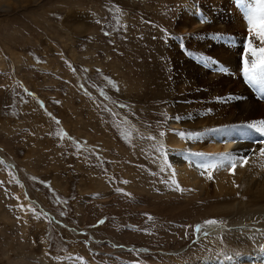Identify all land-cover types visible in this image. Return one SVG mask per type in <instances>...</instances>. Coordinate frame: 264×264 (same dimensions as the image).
Returning a JSON list of instances; mask_svg holds the SVG:
<instances>
[{
	"label": "rangeland",
	"instance_id": "obj_1",
	"mask_svg": "<svg viewBox=\"0 0 264 264\" xmlns=\"http://www.w3.org/2000/svg\"><path fill=\"white\" fill-rule=\"evenodd\" d=\"M213 1L0 0V264H194L219 245L231 252L227 233L196 237L197 224L229 222L216 198L183 194L161 163L169 131L218 130L240 79L259 95L242 69L248 23L239 39L208 13L232 16L231 0ZM249 132L237 134L253 157L264 143Z\"/></svg>",
	"mask_w": 264,
	"mask_h": 264
},
{
	"label": "bare ground",
	"instance_id": "obj_2",
	"mask_svg": "<svg viewBox=\"0 0 264 264\" xmlns=\"http://www.w3.org/2000/svg\"><path fill=\"white\" fill-rule=\"evenodd\" d=\"M212 2L214 1L212 0ZM234 2H237V0H231L223 8L227 12H233L232 16H223L221 14L213 15L214 11L212 10V12L210 9L208 13L212 19H218V22H226L228 31L233 28L236 31L235 33L240 34L239 39H241L240 36L242 37V34H247L245 32V28H247L245 22L247 23L248 15L254 8L259 7V5L257 4V0H243V2L241 0L245 14L238 16L240 9H237L236 4L238 3L234 5ZM213 4L218 8L219 3ZM235 6L236 9L234 8ZM190 8L191 6H189ZM194 16L195 25H197L196 30L198 28L201 29L199 26L202 24V17L197 15V13ZM209 28L214 29V25L212 24ZM231 36L235 37V35ZM253 42L259 46V41L255 37H253ZM237 43L239 45L240 42ZM233 49L237 52L242 50L240 46H235ZM246 51L244 50L243 52L245 53ZM230 64L231 67L238 66V64H234V61ZM238 85L235 90L230 89V95L232 97L238 95L236 96L238 98L233 106L228 107L229 109L226 108L229 116L227 115L225 117L226 119L224 118L225 121L223 120L220 124L218 123L220 125L218 131L204 132V135L198 140L194 136H188L187 134L190 132H184L185 135L182 137L180 133L183 132L169 131L167 140L162 141L168 153L167 160L161 159L162 166L175 184L180 189H184L182 193L201 194L203 191L205 192L204 194L208 193L210 196L216 198V215H222L229 220L227 222L228 224L222 223L220 226H203L201 231L197 232L196 237L199 240L207 236L217 237L221 233H227L228 244L231 246L228 249L231 252L226 250L224 253L223 248L218 243L220 252H217L211 259L197 260L198 262L194 264H264V156L257 153L258 155L251 157L252 152L250 151V147L252 146L248 144L247 146L243 140L244 138L241 139L237 134L239 132L250 131L249 141H251L254 135L251 131H254V129H249L248 125L240 127L239 129L241 131L231 128L234 125H243L247 121L252 123L254 121L264 120V100L262 99L263 102L259 101L261 99L257 100L258 97H264V92L261 91L262 86L257 84L260 96L258 95L256 99L248 92L249 90L242 83L241 79ZM173 125L175 124L173 123ZM255 134L258 135L261 141L264 132L256 130ZM246 137L248 139V136ZM256 148L260 149L259 146ZM197 153H231L234 156L246 157L248 163L242 167L238 165L234 174L230 172L229 165L224 163L222 167L211 171L212 179H209V172L202 165L211 163L219 164L222 157L219 155H196ZM4 162L18 174L13 162L6 160ZM209 184H212V190L210 192L207 190ZM29 201L32 205H39L36 200L30 199ZM41 210L51 218V214L42 208Z\"/></svg>",
	"mask_w": 264,
	"mask_h": 264
},
{
	"label": "snow or ice",
	"instance_id": "obj_3",
	"mask_svg": "<svg viewBox=\"0 0 264 264\" xmlns=\"http://www.w3.org/2000/svg\"><path fill=\"white\" fill-rule=\"evenodd\" d=\"M257 4L259 5V7L254 8L247 17L249 37L247 51L244 53L243 58V73L250 83L260 84L262 86L261 91L264 92V0H257ZM253 37H255L259 41V46H254ZM249 54L254 59L250 60ZM177 119H179V117H177ZM248 127L259 132H264V120L254 121L250 125H248ZM180 135L183 137L185 134L180 133ZM187 135L198 137L200 135H203V133H188ZM196 155H219L220 157H222V160L219 164L211 163L202 165V167H205L209 172V179H212L211 171L213 169L222 167L224 163H227L229 165L230 172L232 174L235 173L238 165L242 167L248 163V159L246 157L234 156L231 153H197ZM260 155L264 156V148L260 150ZM177 190L184 191V189H180L179 186H177ZM148 218L153 219L151 216H149ZM101 223H103V221H101ZM222 223V221L216 219H209L204 222V226H220ZM202 227V225L197 224L195 226V231L200 232Z\"/></svg>",
	"mask_w": 264,
	"mask_h": 264
}]
</instances>
